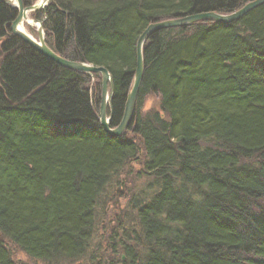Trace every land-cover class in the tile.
<instances>
[{
  "label": "trees",
  "instance_id": "obj_1",
  "mask_svg": "<svg viewBox=\"0 0 264 264\" xmlns=\"http://www.w3.org/2000/svg\"><path fill=\"white\" fill-rule=\"evenodd\" d=\"M250 1L51 0L33 17L56 53L110 72L115 127L150 24ZM17 15L0 0V264H17L6 239L48 264L84 258L102 194L139 156L150 192L134 203L137 225L109 239V264H264V4L235 22L152 33L122 136L99 120L101 74L13 35ZM151 94L161 111L144 115Z\"/></svg>",
  "mask_w": 264,
  "mask_h": 264
},
{
  "label": "rangeland",
  "instance_id": "obj_2",
  "mask_svg": "<svg viewBox=\"0 0 264 264\" xmlns=\"http://www.w3.org/2000/svg\"><path fill=\"white\" fill-rule=\"evenodd\" d=\"M39 1L41 0H36L35 3ZM8 4L14 5L15 2L9 1ZM27 16V18L35 20L33 26L25 23L24 26L27 29V33L37 39V26L39 20L33 17V11L28 12ZM1 43L2 40H0V47ZM2 57L0 49V62ZM157 111H161L160 97L151 94L147 96L144 101L143 114L149 115ZM107 113L108 116H110L109 110ZM152 181L153 176L148 174L145 170L143 157L139 156V160L127 164L121 172L114 177L112 182L108 185L106 192L102 194V202L98 205L96 210L97 226L91 240L88 254L80 259V261L69 264H109L112 259L110 258L111 250L108 248L109 246H107L109 239L114 234H121L123 227H135L137 225L134 221L137 213L136 209L133 208L134 203L150 192L149 186ZM6 245L17 264H48L42 259L30 257L7 239Z\"/></svg>",
  "mask_w": 264,
  "mask_h": 264
},
{
  "label": "water",
  "instance_id": "obj_3",
  "mask_svg": "<svg viewBox=\"0 0 264 264\" xmlns=\"http://www.w3.org/2000/svg\"><path fill=\"white\" fill-rule=\"evenodd\" d=\"M2 1L5 3H9V1H14L15 4L12 6L18 9V15L11 24V32L13 35L20 37L25 43L29 44L38 52H40L44 56L48 57L49 59L53 60L54 62L58 63L63 67L76 70L79 72L101 74L102 101H101L99 120L104 130L112 136H122L132 122L137 96L144 75V44L152 33L165 28L189 26L195 22L202 20H212V21H218L224 23L235 22L241 19L242 17H244L251 10L264 4V0H253L245 4L242 8L228 14H220L217 12H203V13H197V14L185 16L182 18L163 20L150 24L142 32V34L138 39L134 82L132 89L128 95L123 118L117 126L111 127L110 125L111 115L108 116L107 113L108 107H110L111 104V97L113 93V81L110 72L105 67L102 66L98 67L84 62L68 60L62 57L61 55H59L58 53H56L46 43L45 32L41 21L38 22V26H37V31H38L37 39L34 38L29 33L25 32L21 28V24L24 22V20L28 19L27 18L28 12H32L43 8L51 0H41L38 3H35L29 7H24L22 0H2ZM33 21L35 23V20Z\"/></svg>",
  "mask_w": 264,
  "mask_h": 264
},
{
  "label": "bare ground",
  "instance_id": "obj_4",
  "mask_svg": "<svg viewBox=\"0 0 264 264\" xmlns=\"http://www.w3.org/2000/svg\"><path fill=\"white\" fill-rule=\"evenodd\" d=\"M47 5V4H46ZM212 21V20H211ZM25 23L27 24V25H30V26H33L35 23H34V21L33 20H31V19H27V20H24V22L21 24V28L25 31V32H27V29H26V27L24 26L25 25Z\"/></svg>",
  "mask_w": 264,
  "mask_h": 264
}]
</instances>
